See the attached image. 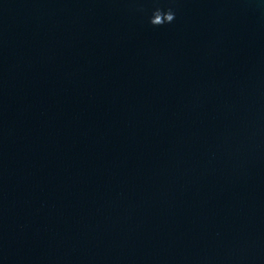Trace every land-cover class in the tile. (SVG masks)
I'll use <instances>...</instances> for the list:
<instances>
[{
    "label": "water",
    "instance_id": "1",
    "mask_svg": "<svg viewBox=\"0 0 264 264\" xmlns=\"http://www.w3.org/2000/svg\"><path fill=\"white\" fill-rule=\"evenodd\" d=\"M0 264H264V0H0Z\"/></svg>",
    "mask_w": 264,
    "mask_h": 264
},
{
    "label": "clouds",
    "instance_id": "2",
    "mask_svg": "<svg viewBox=\"0 0 264 264\" xmlns=\"http://www.w3.org/2000/svg\"><path fill=\"white\" fill-rule=\"evenodd\" d=\"M176 18V12L169 7L166 11L162 8H155L152 12L149 22L153 26H162L164 24L172 23Z\"/></svg>",
    "mask_w": 264,
    "mask_h": 264
}]
</instances>
